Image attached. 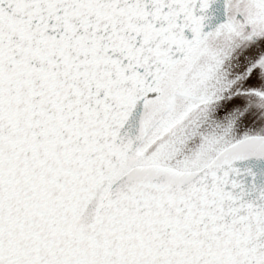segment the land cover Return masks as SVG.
Returning a JSON list of instances; mask_svg holds the SVG:
<instances>
[{
  "label": "snow or ice",
  "instance_id": "6c2138e0",
  "mask_svg": "<svg viewBox=\"0 0 264 264\" xmlns=\"http://www.w3.org/2000/svg\"><path fill=\"white\" fill-rule=\"evenodd\" d=\"M0 264H264V0H0Z\"/></svg>",
  "mask_w": 264,
  "mask_h": 264
}]
</instances>
